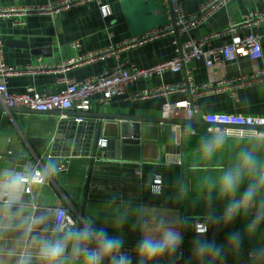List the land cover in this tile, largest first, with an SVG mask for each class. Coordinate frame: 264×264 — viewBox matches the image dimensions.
Here are the masks:
<instances>
[{
	"label": "crops",
	"instance_id": "crops-1",
	"mask_svg": "<svg viewBox=\"0 0 264 264\" xmlns=\"http://www.w3.org/2000/svg\"><path fill=\"white\" fill-rule=\"evenodd\" d=\"M53 1L56 0H0V3L6 6H39ZM208 1L210 0H182V3L185 12L192 14ZM104 4L109 5L111 10L108 16L103 15L100 4L91 2L54 14L32 15L27 18L25 25L0 20V38L4 40L6 63L22 68L38 64L54 68L79 55L105 49L129 37L141 35L167 21L164 0H104ZM257 10H264V0H230L200 24L193 35L224 30L241 21L251 11ZM255 31L261 36L263 46V57L260 59L237 58L212 67L205 65L203 61H195L187 65L186 71H168L125 85L124 94L109 106H102L94 101L88 113L97 124L99 138L109 139L111 144L104 148L101 156H98L101 151L97 148L94 160L82 155L72 157L68 172L59 173L45 189V203L69 207L74 219L93 215L99 216L97 223H103L104 217L109 214L107 202L113 194H122L135 204L167 212L169 218H183L186 223L181 224L178 230L183 234V243L179 249L183 251L184 263L201 264L193 257L192 247L197 238L195 221L206 211L204 200L197 199L201 193L202 181L204 177L218 175L217 170L232 161L238 145L227 144L213 161H200L202 170H192L191 165L198 156V138L211 124L197 117L195 120L198 122L193 124L197 130L196 136L188 138L179 135L173 138L172 132H182L185 123L161 121L163 105L166 102L190 100V92L180 91L144 99H135L133 96L142 90L161 85L181 84L186 81L189 72L196 85H209L214 89L196 97L201 112L264 115V82L254 81L242 85L237 82L241 77L250 79L253 73L264 68V23L258 25ZM188 36L183 34L179 39L185 41ZM175 39L174 35H166L144 45L110 54L104 59L71 65L65 71L51 69L14 75L9 78L8 87L15 93H23L30 86L39 90H58L62 87L61 77L86 80L120 63L149 67L176 55ZM231 39V35H224L214 40L210 46L218 47ZM75 43L79 47H74ZM63 114L62 111L43 113L26 108H0V155L3 156L0 166L19 165L25 161L42 162L51 155L61 161L62 157L55 154L54 146ZM69 114L76 115L73 111ZM96 114L144 119H99L95 117ZM123 123L132 124L133 134L140 140L137 145L127 146L131 148L125 152L116 146V142L120 141ZM157 174H161L163 179L160 189L153 187ZM180 179L190 189L183 200L177 199V181ZM213 207L220 212L223 204L215 201ZM248 219L250 217H239L228 227L210 226L206 238L223 244L230 231H243ZM131 224L132 221H129L122 233L114 232L110 225L107 227L110 234L124 236V250L133 255L135 264L134 249L141 239V233L133 230ZM260 243H264V225H261L260 232L254 238L245 239L240 253L229 252L222 264H245L248 251ZM177 254L160 257L154 264H176ZM203 264L221 262L206 259Z\"/></svg>",
	"mask_w": 264,
	"mask_h": 264
},
{
	"label": "clouds",
	"instance_id": "clouds-1",
	"mask_svg": "<svg viewBox=\"0 0 264 264\" xmlns=\"http://www.w3.org/2000/svg\"><path fill=\"white\" fill-rule=\"evenodd\" d=\"M179 135L191 138L197 130L187 121L182 132H172L173 138ZM229 143L238 145L235 156L217 170L218 175L203 178L197 198L206 207L198 218L204 227L196 230L192 247L201 264L206 259L222 264L229 252L240 253L245 239L254 238L264 225V129L250 125L229 133L213 122L198 138V156L191 169L202 170L200 161H213ZM61 170L53 157L0 166V264H134L133 255L124 250V236L110 234L107 227L122 233L129 221L141 233L135 264H154L160 257L177 254L183 243L178 228L186 221L135 204L122 194H113L107 202L109 214L103 223L93 215L74 219L69 207L45 203V189ZM177 183V199L183 200L189 186L182 179ZM215 201L223 204L222 211L215 210ZM242 216L250 217L243 231H230L223 244L206 238L210 226L228 227ZM245 264H264V243L248 251Z\"/></svg>",
	"mask_w": 264,
	"mask_h": 264
},
{
	"label": "built area",
	"instance_id": "built-area-1",
	"mask_svg": "<svg viewBox=\"0 0 264 264\" xmlns=\"http://www.w3.org/2000/svg\"><path fill=\"white\" fill-rule=\"evenodd\" d=\"M229 1L210 0L204 3L196 13L187 14L182 0H164L167 21L163 25L141 35L129 37L114 46L79 55L54 68L43 64L29 65L23 68L8 65L4 57V40L0 38V106L7 109L26 108L45 113L52 111H73L83 114L91 111L94 101L102 106H109L116 98L124 94V87L129 83L138 79H149L168 71L174 73L186 71L187 65L195 61H203L205 65L212 67L237 58H248L250 60L262 58L263 46L261 36L255 31V28L264 23V10L251 11L241 21L231 24L224 30L200 36L193 35V32L200 24L205 22ZM91 2L100 4L104 16L110 14L109 5L104 4V0H56L39 6H6L0 3V20L12 21L17 25H25L27 18L32 15L54 14ZM183 34L189 35L188 39L180 41L179 37ZM166 35L176 36V55L169 60L149 67H138L132 64L120 63L86 80L61 77L60 84L62 87L58 90L50 88L39 90L30 86L23 93H15L8 87V80L14 75L40 73L51 69L65 71L71 65L104 59L110 54H117L124 49L144 45ZM224 35H231V41L224 42L222 45L214 48L210 46L214 40ZM74 47H79V44L75 43ZM254 81L264 82V68L253 73L250 79H247V77L237 79V82L241 83L239 85ZM213 90L209 85H203L202 87L196 85L188 72L186 81L181 84H166L142 90L136 93L133 98L144 99L180 91H189L191 94L190 100H180L175 103L166 102L163 105L161 115L163 120L184 119L189 121L199 117L209 124L215 122L229 133L237 128L250 125L264 129V115L201 112L196 102V97L200 93H207ZM95 96L99 97L94 98ZM70 118L66 114L62 115V119ZM74 118L77 123L86 121V117L82 115H77ZM106 145L107 139H100L99 147H105ZM58 155L62 157L60 161L62 170L60 173L68 172L72 157L77 155H73L72 153L70 155H63L62 151H59ZM50 157L53 156L51 155ZM1 158H3L2 155H0ZM137 173L140 175L139 171ZM162 183V175L157 174L153 187L160 189ZM203 227L204 225L199 223L198 220L195 221V233L197 229ZM176 264H185L182 249L178 250Z\"/></svg>",
	"mask_w": 264,
	"mask_h": 264
},
{
	"label": "water",
	"instance_id": "water-1",
	"mask_svg": "<svg viewBox=\"0 0 264 264\" xmlns=\"http://www.w3.org/2000/svg\"><path fill=\"white\" fill-rule=\"evenodd\" d=\"M0 108H3L0 106ZM16 108H11L10 110H15ZM31 110V109H29ZM70 112V111H69ZM69 112H63L66 113L71 117L70 119H62L57 135L55 138V154H58L59 151H62L63 155H70L71 153L73 155H79L82 154L83 156L91 157L93 160L96 157V150L97 148L100 149L101 152H98V156H101L102 151L104 148H107L106 146L111 144V141L107 139V145L105 147H99V135L97 133V124L90 118L92 116L89 115V113H77L74 112L77 115H82L86 117V121L77 123L75 121V116H70ZM45 113V112H43ZM95 117L99 119L103 118H114V119H121V120H139L144 119L142 117H133V116H126V115H108V114H96ZM163 122L168 123H182L184 124L187 122L186 120H163ZM193 124L197 123L198 121L193 119L191 120ZM207 123V122H206ZM209 124V123H208ZM121 130L122 134L120 138V141L116 142V146L120 147L121 150L125 152L130 145H137L140 143V140L138 137L134 136V126L130 123H123L121 124ZM173 148V147H168Z\"/></svg>",
	"mask_w": 264,
	"mask_h": 264
}]
</instances>
